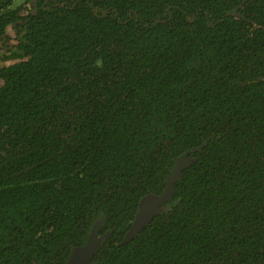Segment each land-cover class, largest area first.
Instances as JSON below:
<instances>
[{"label": "trees", "instance_id": "1", "mask_svg": "<svg viewBox=\"0 0 264 264\" xmlns=\"http://www.w3.org/2000/svg\"><path fill=\"white\" fill-rule=\"evenodd\" d=\"M102 216L90 264H264V0H0V264Z\"/></svg>", "mask_w": 264, "mask_h": 264}, {"label": "water", "instance_id": "2", "mask_svg": "<svg viewBox=\"0 0 264 264\" xmlns=\"http://www.w3.org/2000/svg\"><path fill=\"white\" fill-rule=\"evenodd\" d=\"M234 13L237 14L236 11ZM206 144L207 141H204L199 146L188 149L176 159L172 170L166 178L163 192L148 196L142 201L138 213L121 244L131 241L160 213L164 212L166 204L172 198L177 181L181 178L184 170L194 162L192 154L201 151ZM104 220V216H102L93 224L87 241L72 249L66 264H90L91 260L101 249L103 241L107 237H112V234L109 232L99 235Z\"/></svg>", "mask_w": 264, "mask_h": 264}]
</instances>
